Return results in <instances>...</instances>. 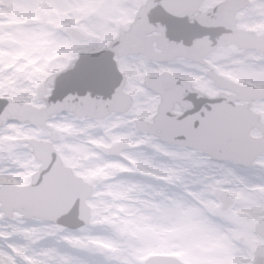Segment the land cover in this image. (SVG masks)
Segmentation results:
<instances>
[{"label":"snow or ice","instance_id":"1","mask_svg":"<svg viewBox=\"0 0 264 264\" xmlns=\"http://www.w3.org/2000/svg\"><path fill=\"white\" fill-rule=\"evenodd\" d=\"M31 7L41 11L44 24H50L46 12L52 9L73 13L67 16L69 21L98 11L92 0H36ZM134 7L140 15L133 30L105 51H97V55L82 59L70 71L54 77L28 106L15 103L13 94H0V177L36 173L35 182L26 191L0 190V233L10 234L0 237V257L26 264L13 251L14 247L23 246L26 255L43 260L44 264H211L213 258L197 249L178 222L184 201L210 213L211 208L206 205L215 199L211 193L217 189H264V151L247 141L249 129L264 128V118L257 115V110H264V89L242 87L226 78L231 73L264 82V35L241 38L237 27L240 14L257 24L264 23V0H156L154 4L153 0H142ZM120 8L117 0H109L103 14L108 16ZM87 28L85 25L83 39L88 37ZM59 29L65 33L64 42L71 44L69 28ZM153 42L167 52L171 63L158 66L152 62ZM225 54L233 62L232 68L222 66ZM202 56L207 63L198 62ZM141 63L145 65L141 75L146 79L153 77V69L164 72L151 79V86L140 87L144 93L142 102L158 101L159 109L143 131H137L138 116L129 114L116 133L128 135L136 131L137 135L130 138L143 143L137 148L119 149L117 155L110 157H105L100 149L94 151L101 153L109 167L127 166L112 183L133 189L142 200L155 195L152 203L167 205L161 213L164 219L134 223L148 222L173 229L179 238L175 250L182 259H144L152 242L134 239L126 218L97 225L90 234L96 243L88 247L81 245L80 233L67 230V225L77 220L87 193L77 179L80 173L74 163L62 146L49 138L48 129L72 124L81 110L119 105L129 85L130 69ZM177 73L201 81L200 87L177 79ZM23 74L22 70L0 69V80L18 79ZM121 151L159 169V176L144 175L143 168L128 171L133 165L119 154ZM57 189L58 196L50 206H41V201ZM115 195L119 202L128 194L121 190ZM169 199L175 203L169 204ZM68 203L73 204L72 212L61 215ZM114 207L124 212L120 203ZM45 217L44 223L38 222ZM249 225L245 230L264 240V222ZM37 230H44L45 234L34 243L29 233ZM101 240L105 246L97 247ZM245 256H249L247 247ZM255 264H264V256Z\"/></svg>","mask_w":264,"mask_h":264},{"label":"clouds","instance_id":"2","mask_svg":"<svg viewBox=\"0 0 264 264\" xmlns=\"http://www.w3.org/2000/svg\"><path fill=\"white\" fill-rule=\"evenodd\" d=\"M109 0H92V3L97 7L98 11L90 17L80 16L78 25L68 29L67 35L73 37L71 44H66L65 33L51 24H28L21 30L18 35L24 42L23 51L31 53L38 59V64L30 68L17 81V87L23 89L17 91L15 95L26 97V103L20 104L21 107H26L36 97V94L41 92L43 87L50 82L54 77H58L64 72L70 71L82 59L97 55L98 52L90 53L83 52L80 49L84 47L96 48L100 52L105 51L115 44L121 37L133 30L136 26L138 17L133 14L135 0H117L121 5L118 10H113L110 16H105L104 5ZM6 14H11L12 6L5 3L3 5ZM121 9L124 10L121 13ZM70 15H74L70 13ZM64 19L67 20V17ZM237 27L258 25L250 17L240 14L237 16ZM87 25L88 32L92 36L83 39V29ZM259 25H264L260 23ZM47 29V30H46ZM259 35H264V32ZM154 56L152 62L158 66L164 62L171 63L167 52L160 48L158 44L153 42ZM75 49V50H74ZM50 58V59H49ZM223 68H232L233 62L230 61L228 54L223 57ZM198 62L207 63L205 57H200ZM181 63H187L182 61ZM68 65V68L61 66ZM144 63L140 67L130 69L131 75L128 88L121 95L120 104L117 106L104 105L96 106L91 110L79 111L72 124L61 127H49L48 136L52 141H55L61 146L73 145L75 150L69 151L65 149V155L72 160L78 167L77 170L83 188L87 193L85 200L81 202V211L77 220L67 225V230L70 233H80L83 239L81 245L88 247L96 243L91 238V233L95 230V222L107 216L109 220L113 218L112 214L117 210L114 205L120 203L124 207V212L121 213L129 224L135 221L152 220L157 221L164 219L161 215L166 204L152 203L156 196L152 195L149 200H142L139 194L133 189H125L119 183H112L116 174L111 168L101 167V164H106L104 159L96 160L89 159L88 153L93 152L94 148L88 147V143L94 137L104 139L106 142H111L112 137L105 133L106 128H110L114 121L123 120L129 114H136L140 119L137 123V131H143L152 121L155 100L144 99V93L137 91L141 86H151V79L155 76H163L161 70L157 72L153 69V77L145 78L141 75L144 69ZM54 69H59L58 72ZM3 91H9L7 87ZM129 137L136 136L137 132H130ZM248 143L258 146L261 151H264V128L249 129L247 131ZM121 147H115L110 152H105V157H110L118 154ZM83 161L81 162V158ZM92 173H97L92 175ZM114 177L109 180L108 177ZM219 184V182H217ZM124 190L127 192V198L117 202L112 199L113 193ZM235 194V195H233ZM156 195H159L158 193ZM209 194L205 193V196ZM215 197L212 200L211 212L208 213L202 208H197L191 201L185 200L182 209L186 210L190 220L194 222L199 231L192 237L195 244H203L205 247H214L216 245H224L232 250L235 257L245 256V244L243 240H236L237 235L244 233L246 226L251 223V217L264 216V189L256 192H246L237 189L235 192L221 191L219 189L211 193ZM183 199V198H181ZM169 204L175 203L171 199ZM214 217V219L212 218ZM47 218H41L38 222L44 223ZM55 223V221H51ZM44 230H37L32 233L33 237L43 239ZM63 239V237H61Z\"/></svg>","mask_w":264,"mask_h":264},{"label":"rangeland","instance_id":"3","mask_svg":"<svg viewBox=\"0 0 264 264\" xmlns=\"http://www.w3.org/2000/svg\"><path fill=\"white\" fill-rule=\"evenodd\" d=\"M36 0H0V69L3 71H17L21 70L23 73L27 72L30 68H33L38 64V59L33 55H29L28 52L23 51L25 44L19 38L18 33L23 30L28 24H38L42 22L41 11L31 7ZM142 0H135V5L141 3ZM7 3L12 6L11 14L8 15L5 13L3 5ZM83 12V10H81ZM133 14L137 16L139 13V9L135 8L132 10ZM124 10L121 9V13ZM46 15L50 17L49 23L58 28H71L78 25V20H66L65 17L69 16L70 13H61L58 10L52 9L46 12ZM110 16V14L108 15ZM88 36H92V33H88ZM83 52L94 53L99 51L96 48L84 47L80 49ZM50 59V58H49ZM178 79H186L187 82L197 85L200 87L201 81L192 77L181 76L180 74H174ZM226 78L233 80L235 83L241 86H254L257 89H264V82H257L250 79L238 78L231 73L226 74ZM18 81L15 78H5L0 80V94L4 92H8L15 96V103L23 104L27 101L26 97L21 95H15L14 93L17 91H22L23 89L17 87ZM7 87L9 91H3ZM137 91L142 92V89H137ZM159 109V102L155 101V109L153 118L156 114V111ZM257 115L264 118V110H257ZM140 119V117H138ZM124 124L123 120L114 121L111 124L110 128L105 129V133L112 137L111 142H106L102 138L92 139L88 143V147L94 149L102 148H111L120 143H125L128 145V149L137 148L141 146V141H133L129 135L127 134H117L116 130L122 127ZM115 134V135H114ZM63 151L65 149L72 151L75 150V146L73 145H65L62 146ZM125 159L128 160L129 164H132L133 167L128 169V171H139L140 169H146L144 171V175H157L159 176L160 170L152 168L150 165L142 163L139 160H133L126 153L122 154ZM89 159L100 160L103 159L101 153L98 151H93L88 153ZM81 162L83 161V157L81 158ZM111 163V162H110ZM119 163V162H115ZM101 167L111 168L113 172L118 175L122 170L126 169V165H119V167H109L108 164H101ZM74 167H78V165L74 164ZM36 173H33L31 176H24L23 174L15 176V177H0V187L3 185H16L19 187H26L32 183L33 176ZM114 177H108L109 180ZM235 195V194H233ZM112 199H116L115 193L111 196ZM213 202H209L206 206L211 207ZM178 216V222L183 225L185 229V234L193 237L199 229L195 226L194 222L190 220L186 210L180 209ZM251 223L249 227H254L261 221H263L264 216H256L254 218L251 217V213L248 214ZM113 218L111 221H119L124 219L125 217L121 215L119 209H117L113 214ZM110 220L107 216L103 217L101 220L95 222V226L100 224L108 223ZM147 221V220H145ZM128 228L133 233V238L138 240H149L152 242L151 248L146 252L144 259H150L154 256H162V257H177L181 258L180 254L175 250V243L178 241V237L173 229L170 228H162L159 225H155L148 222L142 223H132L128 225ZM10 234L8 233H0V237L7 238ZM29 236L32 238L34 243H38L41 238L33 237L32 233H29ZM236 240H243L245 246L249 249V256L244 257H235L232 254L231 248L224 245H216L214 247H205L203 244H195L198 250H201L211 256L213 259L211 264H249V259L251 260V264L254 261V254L258 247L264 245V240L259 239L257 236L253 235L250 230L245 231L244 233L237 235ZM97 247H104L105 242L103 240L98 241L96 244ZM13 251L16 253L18 257H21L26 264H44L43 260L35 259L33 256H29L25 254V248L14 247ZM47 259H52L51 256H48ZM0 264H15L11 258H2L0 257Z\"/></svg>","mask_w":264,"mask_h":264},{"label":"water","instance_id":"4","mask_svg":"<svg viewBox=\"0 0 264 264\" xmlns=\"http://www.w3.org/2000/svg\"><path fill=\"white\" fill-rule=\"evenodd\" d=\"M155 2H156V0H153V4ZM139 15H140V13H139ZM139 15H138V17H139ZM158 27H163V26L162 25H159ZM239 33H240L241 38L250 36L249 34H247L246 32H243V31H239ZM250 88H253V87H250ZM80 94L81 95H84L85 93L81 92ZM93 95H96V93H93ZM104 98L107 99L109 97L108 96H105ZM116 147H121L122 149H128V146L126 144H120V145H118ZM114 148L115 147H113L111 149H103V150H104V152H110ZM121 153H123V151H121L119 154L121 155ZM35 179H36V176L33 179V183L35 182ZM31 186L26 187V188H18V187H15V186H5V187H2L1 190L20 189V190H25L26 191V190L30 189ZM58 192H59V190L57 189V190H54L52 193H50L48 199H45V200L41 201V206H44V207L50 206V204L57 198ZM72 210H73V204L72 203H68V204H66V205L63 206V209L61 211V215L68 214V213L72 212ZM81 210L82 209L80 207V210L79 211H81ZM262 222H264V221H262ZM262 222H260L259 224H261ZM261 249H264V246L263 247H260L258 249L257 254H256L255 262H256V260H258L262 256H264V253L261 252ZM255 262H254V264H255Z\"/></svg>","mask_w":264,"mask_h":264},{"label":"flooded vegetation","instance_id":"5","mask_svg":"<svg viewBox=\"0 0 264 264\" xmlns=\"http://www.w3.org/2000/svg\"><path fill=\"white\" fill-rule=\"evenodd\" d=\"M239 29L248 32L250 35H259L264 32V25L243 26Z\"/></svg>","mask_w":264,"mask_h":264},{"label":"bare ground","instance_id":"6","mask_svg":"<svg viewBox=\"0 0 264 264\" xmlns=\"http://www.w3.org/2000/svg\"><path fill=\"white\" fill-rule=\"evenodd\" d=\"M23 103H24V101H23Z\"/></svg>","mask_w":264,"mask_h":264}]
</instances>
